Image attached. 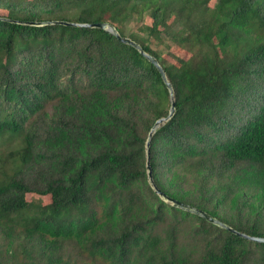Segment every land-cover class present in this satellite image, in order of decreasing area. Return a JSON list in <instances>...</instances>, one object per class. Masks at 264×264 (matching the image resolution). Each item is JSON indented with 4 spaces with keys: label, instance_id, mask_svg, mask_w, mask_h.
Masks as SVG:
<instances>
[{
    "label": "trees",
    "instance_id": "obj_1",
    "mask_svg": "<svg viewBox=\"0 0 264 264\" xmlns=\"http://www.w3.org/2000/svg\"><path fill=\"white\" fill-rule=\"evenodd\" d=\"M210 1L0 0V264H264L150 188L158 70L107 31L29 24L109 23L155 57L175 104L155 185L264 238V0Z\"/></svg>",
    "mask_w": 264,
    "mask_h": 264
},
{
    "label": "water",
    "instance_id": "obj_2",
    "mask_svg": "<svg viewBox=\"0 0 264 264\" xmlns=\"http://www.w3.org/2000/svg\"><path fill=\"white\" fill-rule=\"evenodd\" d=\"M49 23H58L61 25H65V26H72V27H83V28H98L104 31H107L108 33H111L112 35H114L119 41H121L124 44L130 45L132 47H134L136 50H138L160 73L161 78L169 92V96H170V107L168 110V115L167 117L164 118H160L158 119L154 125L151 127L148 135H147V139L145 142V153H146V163H145V167H146V175H147V181L148 184L150 186V188L153 190V192L164 202L169 203L171 206L192 213L194 215H197L199 217H201L202 219H204L205 221L214 224L220 228H223L229 232H231L232 234L241 237L247 241L250 242H255V243H264V238L261 237H254V236H249L246 235L244 233H240L232 228H230L228 225L222 223L221 221L217 220L215 217L209 215L208 213L199 210L197 208H194L190 205H187L185 203L176 201L170 197H168L167 195H165L163 192H161L157 186L155 185L154 181H153V176H152V170L150 167V157H149V145H150V140L153 136V134L155 133V131L161 126L163 125L166 121H168L169 119L172 118V116L175 113V104H174V100H173V90H172V86L171 83L168 81L165 72L163 70V68L159 65L158 61L156 60L155 57L145 53L143 51V49L141 48V46L137 43H135L134 41L130 40L129 38L126 37H121L117 30L110 25L109 23H93V24H78V23H68V22H46V23H29L30 25L33 26H39V25H44V24H49Z\"/></svg>",
    "mask_w": 264,
    "mask_h": 264
},
{
    "label": "rangeland",
    "instance_id": "obj_3",
    "mask_svg": "<svg viewBox=\"0 0 264 264\" xmlns=\"http://www.w3.org/2000/svg\"><path fill=\"white\" fill-rule=\"evenodd\" d=\"M212 4V0L210 1V5ZM168 46L172 49L174 48L173 45L167 41ZM156 48L164 55V53L167 51L166 44H155ZM155 48V47H154ZM33 199V198H31ZM35 202H38L36 199H34Z\"/></svg>",
    "mask_w": 264,
    "mask_h": 264
}]
</instances>
